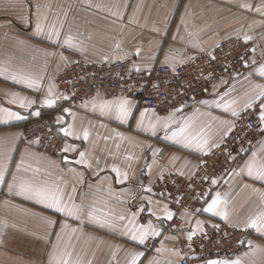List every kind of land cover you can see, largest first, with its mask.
<instances>
[{"label":"crops","instance_id":"obj_1","mask_svg":"<svg viewBox=\"0 0 264 264\" xmlns=\"http://www.w3.org/2000/svg\"><path fill=\"white\" fill-rule=\"evenodd\" d=\"M228 38L254 44L242 73L220 81L185 114L158 115L139 110L133 98L103 94L71 108L57 90V75L77 59L128 60L136 71L174 67ZM262 69L264 0H0V264L215 261H200L191 249L201 220L182 213L180 230H163L172 212L141 177H191L242 112L264 106ZM123 102L127 115L119 118ZM58 110L55 156L22 140L28 121ZM262 168L261 123L206 204L218 197L217 212L226 213L204 211L207 220L250 233L241 254L216 262L264 264V231L248 226L264 214V179L256 178ZM33 190L58 196L65 211ZM153 238L158 245L148 250Z\"/></svg>","mask_w":264,"mask_h":264},{"label":"built area","instance_id":"obj_2","mask_svg":"<svg viewBox=\"0 0 264 264\" xmlns=\"http://www.w3.org/2000/svg\"><path fill=\"white\" fill-rule=\"evenodd\" d=\"M253 49L251 42L230 38L220 41L210 54L178 66L155 65L143 71L134 70L128 60L89 64L77 59L64 66L56 77V85L65 106L71 108L103 94L110 98H133L139 110L158 115L185 114L220 81L242 73ZM59 112L28 121L23 127L22 140L34 143L46 155L55 156L62 141L56 120ZM259 116L258 107L242 112L222 142L202 157L191 177L168 173L152 182L145 175L141 177L172 212L171 219L164 224L165 232L180 230L182 213L201 220L202 230L192 237L190 243L194 257L200 261L232 260L245 247L246 231L224 223H213L203 214L216 181L230 173L233 160L259 136ZM157 245L154 238L145 243L148 250Z\"/></svg>","mask_w":264,"mask_h":264},{"label":"snow or ice","instance_id":"obj_3","mask_svg":"<svg viewBox=\"0 0 264 264\" xmlns=\"http://www.w3.org/2000/svg\"><path fill=\"white\" fill-rule=\"evenodd\" d=\"M42 26L40 24H37V31L40 32L42 31ZM66 43H70V41H66ZM261 75H264V69L261 70ZM261 96H264V91H261L260 93ZM127 102H123L119 107H118V117L119 118H123L124 116L127 115V112L125 110V107L124 105L126 104ZM251 105H249L250 107ZM104 106H102L103 108ZM11 115V114H10ZM233 115H236L235 112H233ZM259 119H260V122L262 124H264V106L261 107V110H260V116H259ZM183 131V130H182ZM66 135L70 134L68 132L65 133ZM85 138H87V133H85ZM200 147L202 148L203 146L200 145ZM81 156H83V153H81ZM248 174L249 175H253V166L250 164L248 166ZM256 178L258 179H264V168L260 169L257 173H256ZM213 183H215V181H213ZM11 188V185L9 186ZM32 194L37 196L38 198L42 199V200H45L48 202V205L49 207H53L55 208L57 211H65V208L61 206V201H60V198L54 194H50V193H45L44 191L42 190H33L32 191ZM219 203V198H214L212 200L211 203L208 204V206L204 209L205 212H209V213H213L214 215L215 214H220L222 217L226 216V213H218L217 212V205ZM76 210L75 209H67V214L68 215H73L74 212ZM167 218H171V213H168V216ZM121 219H123V217H121ZM249 227H253V228H258V230L260 231H264V214H261V216L256 219V220H253L251 221V223L248 225ZM191 236H189V240H191ZM133 239H136V236L134 235L133 236ZM141 242H143V237H141ZM65 264H67V262H65ZM133 264H135V260H133ZM210 264H227V262H216V261H212L210 262ZM233 264H238V261L237 262H233Z\"/></svg>","mask_w":264,"mask_h":264},{"label":"rangeland","instance_id":"obj_4","mask_svg":"<svg viewBox=\"0 0 264 264\" xmlns=\"http://www.w3.org/2000/svg\"><path fill=\"white\" fill-rule=\"evenodd\" d=\"M228 39H230V38H228ZM224 40H227V39H224ZM251 43H252V42H251ZM253 45H254V44H253ZM253 50H254V49H253ZM50 115H52V114H50ZM260 130H261V124H260ZM259 135H260V133H259ZM257 138H258V137H257ZM252 144H253V143H252ZM251 146H252V145H251ZM251 146H250V147H251ZM246 232L248 233V236H249L250 233H249L248 231H246ZM248 236H247V238H248ZM247 238H246V240H247ZM245 242H246V241H245ZM244 248H245V247H244ZM243 250H244V249H243ZM242 252H243V251H242ZM240 254H241V253H240Z\"/></svg>","mask_w":264,"mask_h":264}]
</instances>
